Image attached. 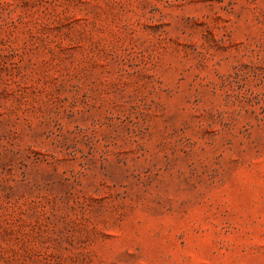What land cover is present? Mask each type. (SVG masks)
<instances>
[{"label":"rangeland","instance_id":"obj_1","mask_svg":"<svg viewBox=\"0 0 264 264\" xmlns=\"http://www.w3.org/2000/svg\"><path fill=\"white\" fill-rule=\"evenodd\" d=\"M0 264H264V0H0Z\"/></svg>","mask_w":264,"mask_h":264}]
</instances>
